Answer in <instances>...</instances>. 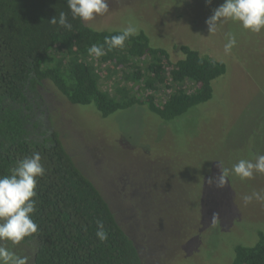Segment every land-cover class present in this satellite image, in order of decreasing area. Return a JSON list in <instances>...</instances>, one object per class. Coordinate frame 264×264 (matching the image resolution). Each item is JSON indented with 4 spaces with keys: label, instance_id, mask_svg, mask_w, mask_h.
Wrapping results in <instances>:
<instances>
[{
    "label": "rangeland",
    "instance_id": "obj_1",
    "mask_svg": "<svg viewBox=\"0 0 264 264\" xmlns=\"http://www.w3.org/2000/svg\"><path fill=\"white\" fill-rule=\"evenodd\" d=\"M223 2L109 0L108 13L84 22L95 31L134 26L172 63L183 58L178 48L184 45L226 65L212 99L172 122L137 106L102 119L93 105H71L51 85L41 91L48 110L41 128L56 132L142 264H230L234 246L254 244L264 232V203L242 200L264 190V174L242 181L230 173L217 186L223 168L264 155V31L253 34L228 21L210 34L205 21ZM229 32L237 45L225 53ZM93 66L101 90L114 97L120 73ZM12 250L33 264V247Z\"/></svg>",
    "mask_w": 264,
    "mask_h": 264
},
{
    "label": "trees",
    "instance_id": "obj_2",
    "mask_svg": "<svg viewBox=\"0 0 264 264\" xmlns=\"http://www.w3.org/2000/svg\"><path fill=\"white\" fill-rule=\"evenodd\" d=\"M61 11L71 30L49 23ZM120 32L95 31L73 20L67 0H0V176L33 152L40 153L45 167L32 215L39 229L21 243L33 247V264H142L138 249L56 132L41 128L48 116L41 92L46 85L71 105H93L102 119L137 106L168 123L209 102L213 82L226 74L223 62L184 45L178 48L183 58L172 63L143 32L123 49L99 59L89 55L93 44ZM96 63L120 73L114 97L101 90ZM164 90L168 94L158 102ZM98 220L108 233L104 243L95 236ZM255 238L251 246H234L230 264H264V232Z\"/></svg>",
    "mask_w": 264,
    "mask_h": 264
},
{
    "label": "clouds",
    "instance_id": "obj_3",
    "mask_svg": "<svg viewBox=\"0 0 264 264\" xmlns=\"http://www.w3.org/2000/svg\"><path fill=\"white\" fill-rule=\"evenodd\" d=\"M206 3L210 4L211 0H206ZM67 7L73 20L90 22L108 13L109 0H67ZM228 21L238 23L242 29L250 33H261L264 31V0H224L213 10V14L205 23L209 33L214 34ZM49 23L66 30L73 27L68 20V14L63 11L59 13L58 18L53 17ZM136 34L137 29L129 25L120 34L105 37L104 44H93L88 49L89 55L99 59L114 48L123 49L125 41ZM226 36L224 51L230 53L237 45V38L231 32ZM41 160L40 153L33 152L30 157L23 158L11 168L8 175L0 176V264H29V256L18 255L12 248L20 245L25 238L34 236L39 229L32 215L37 210L35 197L38 178L45 174ZM230 173L242 181L253 179L255 174H264V155H257L254 160L239 159L231 169L223 168L217 186H223L228 181ZM254 199L264 203V190L242 197L245 205L252 203ZM96 225V238L101 243L106 242L108 233L103 221L98 220ZM9 244L12 248L8 246Z\"/></svg>",
    "mask_w": 264,
    "mask_h": 264
}]
</instances>
